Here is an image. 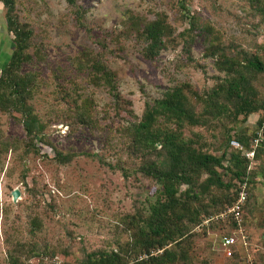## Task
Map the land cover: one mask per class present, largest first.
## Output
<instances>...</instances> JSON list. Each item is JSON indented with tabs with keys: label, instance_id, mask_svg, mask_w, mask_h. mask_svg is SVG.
<instances>
[{
	"label": "rangeland",
	"instance_id": "rangeland-1",
	"mask_svg": "<svg viewBox=\"0 0 264 264\" xmlns=\"http://www.w3.org/2000/svg\"><path fill=\"white\" fill-rule=\"evenodd\" d=\"M262 1L13 0V13L30 30L29 58L19 72L28 80L27 103L43 128L33 152L19 113L0 108V264L8 263L7 251L19 264H77L90 252L128 242L133 229L127 215L145 212L147 199L157 193L139 172L140 157L129 148L124 127L141 117L146 101L171 88L181 87L202 120L182 129L196 147L218 155L234 149L227 136L253 134L264 114V73L249 72L245 62L255 55L264 63ZM155 19L162 20L165 35L150 57L141 29ZM12 47L0 3V69ZM224 56L233 61L232 70L217 68ZM95 59L110 71V86L88 68ZM236 70L248 77L250 100L263 106L243 118L227 103L213 117L201 100L212 90L221 92ZM56 151L70 159L57 162ZM246 167L255 173L247 176L242 212L246 246L239 241L226 257L219 244L220 235L232 230L218 214L229 206L234 186L201 185L198 201L177 206L188 215L183 222L192 236L191 260L175 264H245L248 257L264 264V139ZM184 188L179 187L181 200ZM14 189L18 196L12 201ZM196 211L197 224L191 222ZM29 248L35 257L25 258Z\"/></svg>",
	"mask_w": 264,
	"mask_h": 264
},
{
	"label": "trees",
	"instance_id": "trees-1",
	"mask_svg": "<svg viewBox=\"0 0 264 264\" xmlns=\"http://www.w3.org/2000/svg\"><path fill=\"white\" fill-rule=\"evenodd\" d=\"M65 1L69 5L74 4V0ZM262 2L264 6V0ZM0 3L4 8L6 30L12 34L13 44L6 64L0 69V108L12 109L19 113L28 146L33 152H37L35 137L42 135L43 126L27 103L31 87L28 85L27 78L19 72L21 64L29 58L26 50L30 30L20 23L13 13V0H0ZM182 9L185 11L184 8ZM185 14L188 15L187 11ZM141 33L147 42L146 52L148 56L153 57L163 45L165 27L162 20L146 22L142 26ZM232 65L233 61L224 56L219 60L217 68L229 71L233 69ZM88 68L98 75L105 85L110 86L111 73L104 64L95 59L88 64ZM245 68L251 73H264V63L255 55L246 60ZM235 72L237 77L230 78L221 92L212 90L201 100L204 107L208 108L206 110L213 112L211 114L213 117L220 114L227 103L232 105L234 116L241 114L243 118L263 106V104H253L248 97L247 75L238 70ZM194 108L181 87H174L164 97L146 101L141 117L127 122L124 128L129 140L128 146L140 157L137 167L139 172L149 177L156 185L154 193H157V198L147 199L145 212L137 210L127 215L128 223L133 229L128 242L110 251L90 252L77 264L188 263L191 255L187 248V241L192 233H189L187 223L183 222V218L189 220L188 215L183 216L182 213H178L177 206L184 205L187 208L194 204L198 201L199 192L203 189L211 187L228 190L234 186L233 194L231 193L226 199V203L230 205L237 196L236 182H245L243 212V207L248 201L247 176L255 174L254 171L247 170L246 161L248 160L243 154L249 150L250 141L256 129L264 121V114L256 119V128L250 137H245L242 133L234 137L227 136L226 143L234 140L241 149L234 148L230 151L224 149L216 155L196 147L193 139L183 136L184 126L202 124ZM259 145L255 147L250 162H253L254 157L257 156ZM53 156L59 163L70 159L69 154L58 151ZM201 174L205 176L199 183ZM226 175L228 177L224 180L223 176ZM180 185H185L181 192L182 200L178 194ZM201 185L203 189H200ZM193 208H196V205ZM198 214L199 212L196 211L191 222L195 224L199 222ZM243 238L244 246H246L245 233ZM156 249L161 251L150 254L151 250ZM235 251V245H230L224 254L226 257H232ZM27 252L25 258L36 256L33 249L29 248ZM6 256L9 260L7 264H19L16 255L7 251ZM252 261L257 264L254 259Z\"/></svg>",
	"mask_w": 264,
	"mask_h": 264
},
{
	"label": "built area",
	"instance_id": "built-area-1",
	"mask_svg": "<svg viewBox=\"0 0 264 264\" xmlns=\"http://www.w3.org/2000/svg\"><path fill=\"white\" fill-rule=\"evenodd\" d=\"M264 121L258 126L254 137L250 141L249 150L244 152V157L250 161L252 160L254 149L264 139ZM229 144L233 148L241 149V146L234 140H230ZM238 187L237 196L234 201L221 213L218 214L220 218H226L232 223V230L229 233H224L219 237L220 247L225 251L230 245H236L239 241L244 244V228L242 225V206L245 201V182H236ZM240 239V240H238ZM161 249L151 250L150 254L160 252ZM245 264H255L249 257L245 260Z\"/></svg>",
	"mask_w": 264,
	"mask_h": 264
},
{
	"label": "water",
	"instance_id": "water-1",
	"mask_svg": "<svg viewBox=\"0 0 264 264\" xmlns=\"http://www.w3.org/2000/svg\"><path fill=\"white\" fill-rule=\"evenodd\" d=\"M11 199L12 201L16 200V197L18 196V191L16 189L12 190L11 193Z\"/></svg>",
	"mask_w": 264,
	"mask_h": 264
}]
</instances>
